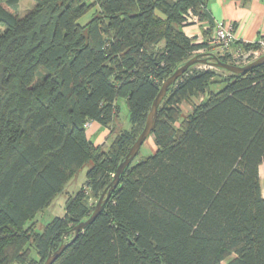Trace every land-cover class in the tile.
I'll return each mask as SVG.
<instances>
[{"label":"trees","instance_id":"1","mask_svg":"<svg viewBox=\"0 0 264 264\" xmlns=\"http://www.w3.org/2000/svg\"><path fill=\"white\" fill-rule=\"evenodd\" d=\"M19 8L0 0V264H43L95 202L83 190L68 195L64 216L41 231L36 216L86 166L83 187L97 202L163 82L196 55L234 63L211 53L210 38L196 43L183 32L191 11L209 36L207 0H33L23 16ZM198 65L160 103L155 150L125 168L53 264H264V64L220 69L228 76L216 92L215 70ZM199 95L180 117V104ZM118 99L129 129L118 130ZM86 122L109 130L106 150L87 137Z\"/></svg>","mask_w":264,"mask_h":264},{"label":"crops","instance_id":"2","mask_svg":"<svg viewBox=\"0 0 264 264\" xmlns=\"http://www.w3.org/2000/svg\"><path fill=\"white\" fill-rule=\"evenodd\" d=\"M20 6L21 0H19ZM31 6H33L32 3L29 7ZM207 10L214 23H232L236 38L232 53L240 48V44L255 43L264 38V0H207ZM206 28V23L190 22V25L183 28V32L189 38L195 37L196 43H201L206 38H210L213 33L212 29L209 36L205 37L203 31ZM210 51L216 53L215 48ZM86 135L91 139L95 137L94 144L99 145L100 141L108 136V130L91 122ZM259 176L261 193L264 197V161L259 167Z\"/></svg>","mask_w":264,"mask_h":264},{"label":"water","instance_id":"3","mask_svg":"<svg viewBox=\"0 0 264 264\" xmlns=\"http://www.w3.org/2000/svg\"><path fill=\"white\" fill-rule=\"evenodd\" d=\"M211 59V60H209ZM195 64H201L212 68L222 69L226 70L229 73L232 74H242L246 71L253 69L255 67H258L262 64H264V54L255 59L254 61L244 65V66H238L235 64L225 63L222 62L217 56L215 55H206L203 57H199L198 55L192 57L191 59L184 62L180 67H178L162 84L160 87V90L155 97L150 111L146 117L145 125L136 138L135 142L130 147L128 153L124 157V159L119 163L115 174L113 175V180L108 185V187L102 192L99 199L97 200L94 210L92 214L89 216V218L85 221H82L78 223L74 227L75 235L67 244H61L56 251L53 253L48 254L46 260L43 264H53L64 252L66 247L70 245L78 236L79 232L82 231L85 227L92 224L94 220L98 217V215L103 210V206L107 203L108 199L111 196V193L115 190L116 186L119 183L120 176L123 174L125 168H127L130 163L134 160V158L137 156L141 146L143 145L144 141L151 135L156 119H157V112L158 107L160 103L162 102L163 98L165 97L167 90L170 86H172L178 78H180L191 66Z\"/></svg>","mask_w":264,"mask_h":264},{"label":"rangeland","instance_id":"4","mask_svg":"<svg viewBox=\"0 0 264 264\" xmlns=\"http://www.w3.org/2000/svg\"><path fill=\"white\" fill-rule=\"evenodd\" d=\"M87 2H91V0H86ZM30 3L33 4V0H21V6L19 8V13L21 16L25 15V13L30 10L33 6H30ZM93 11L88 12L87 14H85L84 16L81 17V19L79 20V23L84 25L85 23H87L91 16H92ZM3 30V28H0V32ZM264 49H260L259 53H262V55L264 54ZM234 55V54H233ZM261 56V55H260ZM258 56V57H260ZM231 57L230 61L233 62L234 64L236 62V59L233 61ZM253 57V56H252ZM257 57V58H258ZM197 68H211L213 70H215L217 77L214 80V83L211 84L209 86L210 90L213 92L218 91L219 89H221L222 85L220 83H217V81H219L220 79L226 78L228 76V74L220 69L217 68H212V67H208L205 65H198ZM202 100V96H195L193 97L191 100L188 101H184L180 104L179 109H180V117H184L187 116L189 113L192 112V108L194 106V104H198L200 103ZM118 103V107H119V115H118V123H117V127L118 130L120 129H129L130 123L128 121V111H127V107L125 104V101L123 99H118L117 101ZM92 136V135H90ZM91 139V137H90ZM113 137L110 135V132L108 130V136L104 139H102L98 144H95L96 146H100L102 149L106 150V148L110 145L111 141H112ZM92 142H95V137L91 139ZM155 144H154V140L152 136H149L143 143V145L141 146L137 156L134 158V160L136 159L139 160L144 156H149L154 150H155ZM88 169V166L84 167L82 170H80L78 172V174L74 177V179H72V181L68 184V186L66 187V189L64 190V192L60 195H58L56 197V199L52 202V204L44 209L42 212H40L36 218H35V225H36V229L38 231H41L43 226L47 223H49L53 218L55 217H63L65 214V202L66 199L68 197V195H74L78 190H83L84 194L86 196V203L88 205L93 204L96 201L95 199H93V197L91 196V192L89 190H87L85 187H83V184L85 182V174L86 171ZM95 207V206H94ZM225 264V262H224Z\"/></svg>","mask_w":264,"mask_h":264},{"label":"built area","instance_id":"5","mask_svg":"<svg viewBox=\"0 0 264 264\" xmlns=\"http://www.w3.org/2000/svg\"><path fill=\"white\" fill-rule=\"evenodd\" d=\"M186 22L188 23L197 22V16H194L191 13V11H188ZM210 42H211V45L214 46L216 54L220 56H223V55L233 56L232 60L234 61L236 59L235 63L237 64L235 65H238V66H244L254 61L255 59H257L258 56L262 55V53H259V50L264 49V41L260 40L258 41V43L260 44L259 50L244 51L238 48L232 53L231 52L232 47L236 43V38L234 36V27L232 23L230 22L215 23L213 27V33L210 37ZM90 125H91V122H86L84 126L86 129H88Z\"/></svg>","mask_w":264,"mask_h":264}]
</instances>
